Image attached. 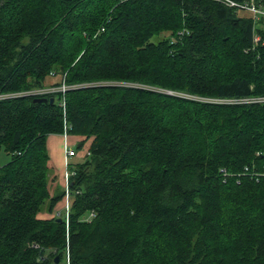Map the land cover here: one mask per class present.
<instances>
[{
  "label": "trees",
  "instance_id": "obj_1",
  "mask_svg": "<svg viewBox=\"0 0 264 264\" xmlns=\"http://www.w3.org/2000/svg\"><path fill=\"white\" fill-rule=\"evenodd\" d=\"M238 9L0 0V264H264V15Z\"/></svg>",
  "mask_w": 264,
  "mask_h": 264
},
{
  "label": "rangeland",
  "instance_id": "obj_2",
  "mask_svg": "<svg viewBox=\"0 0 264 264\" xmlns=\"http://www.w3.org/2000/svg\"><path fill=\"white\" fill-rule=\"evenodd\" d=\"M238 13L239 15L242 16H251L250 12L240 8L238 9ZM58 79L59 76H56V78L46 77V85H49L52 81H56ZM76 140L77 139L74 135L69 134V136L67 137V142L72 147H76V144H74ZM47 147H48L49 158L51 161L50 163L53 166L52 174L53 175L55 174L58 177V179H55L54 182L50 180V178L48 179L49 189L51 196H56L65 190V182H64L65 144L63 137L58 134H50L47 137ZM86 151H87V145H84L83 147L78 149V157L74 158L73 162L81 161ZM9 160H10V155L7 154L4 148L2 147L0 149V166L7 163ZM50 177H51V173H50ZM64 203H65L64 200L61 199V201L58 202L56 206V210H60L62 215H64L65 213ZM48 206H49V199H46L45 203L42 205L39 216L48 217L50 215ZM58 264H68V257L66 251L62 252V256L60 257Z\"/></svg>",
  "mask_w": 264,
  "mask_h": 264
},
{
  "label": "built area",
  "instance_id": "obj_3",
  "mask_svg": "<svg viewBox=\"0 0 264 264\" xmlns=\"http://www.w3.org/2000/svg\"><path fill=\"white\" fill-rule=\"evenodd\" d=\"M220 2L224 3L225 5L229 6V7H237L240 9H244L246 11L251 12L254 17L256 19H258V17L260 15H264V11L259 8L255 3L254 0H248L246 2H237L235 0H219ZM255 40H258V38L256 37ZM58 90L61 91H65L66 87L63 85L59 88H57ZM56 90L55 88H48V89H44L41 90L39 92H51ZM217 102H223L224 100H216ZM228 101V100H226ZM231 101V100H230ZM62 104H64V101H62ZM68 128V126H67ZM61 136L64 139V144H65V156H64V162L66 164L68 157L70 156H75L77 154V150L75 147H71L69 146L68 142H67V137H68V131L65 129L64 132L61 134ZM72 174H74L72 171L69 170H65L64 171V178H65V195H64V200H65V208L68 209V207L70 206L71 203V199H70V193H69V177L72 176Z\"/></svg>",
  "mask_w": 264,
  "mask_h": 264
},
{
  "label": "water",
  "instance_id": "obj_4",
  "mask_svg": "<svg viewBox=\"0 0 264 264\" xmlns=\"http://www.w3.org/2000/svg\"><path fill=\"white\" fill-rule=\"evenodd\" d=\"M169 92H170V91H169ZM46 99H47V98H44V97H43V98H37V100H46ZM49 101H50V102H53V101H54V98H53V97H50V98H49ZM56 262H58V257H56Z\"/></svg>",
  "mask_w": 264,
  "mask_h": 264
},
{
  "label": "crops",
  "instance_id": "obj_5",
  "mask_svg": "<svg viewBox=\"0 0 264 264\" xmlns=\"http://www.w3.org/2000/svg\"><path fill=\"white\" fill-rule=\"evenodd\" d=\"M65 156V155H64Z\"/></svg>",
  "mask_w": 264,
  "mask_h": 264
}]
</instances>
